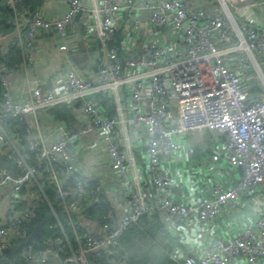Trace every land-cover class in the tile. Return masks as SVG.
<instances>
[{"label":"built area","instance_id":"2783aa9c","mask_svg":"<svg viewBox=\"0 0 264 264\" xmlns=\"http://www.w3.org/2000/svg\"><path fill=\"white\" fill-rule=\"evenodd\" d=\"M0 2L9 8L0 23V147L9 164L0 166V255L24 242L3 264H128V227L156 219L170 264H264V0H66L53 20ZM43 30L66 51L76 33L99 42L84 70L66 54L58 91L31 76ZM18 71L24 87L15 99ZM106 92L113 116L96 99ZM75 101L105 141L119 185L79 168L86 162L98 174L102 163L98 148L86 159L76 152L86 129L48 142L12 126ZM191 132L212 140L193 144ZM45 177L64 220L53 207L56 223L37 248L26 225L46 197ZM102 194L112 205L91 223L86 208Z\"/></svg>","mask_w":264,"mask_h":264},{"label":"crops","instance_id":"0c3cea01","mask_svg":"<svg viewBox=\"0 0 264 264\" xmlns=\"http://www.w3.org/2000/svg\"><path fill=\"white\" fill-rule=\"evenodd\" d=\"M66 10V0H42L40 7L36 9V11H39L45 18L52 20L63 16ZM98 44L99 42L93 39L84 41L81 35L76 33L74 40L72 41L73 47L70 49L71 51H66L55 31L43 30L36 41L37 65L31 76L33 79H40L45 90L58 91L63 81L62 78L66 54L70 53L78 67L84 70L86 68V60L89 58L91 47ZM97 69V67L93 68L95 71ZM84 73L88 74L86 71H84ZM15 77L16 83L13 86V96L15 99H18L20 97V91L24 87L22 72L18 71L15 74ZM105 95L111 99L108 92L97 94L96 99L98 104L102 107L103 112L109 115L110 111L108 107L101 103V101L104 100ZM27 128L30 130L29 136L31 138H39L40 136H43L48 139V142L63 138L65 131H68L71 128L78 130L86 129L87 131L84 135L74 143L76 152L81 158L86 159L91 147L98 148L102 155V163L100 164L101 167H99L98 171H95L98 174H94L91 171V168L87 166L86 162L79 164V168L86 176L95 177L99 183L115 186L119 185L118 178L113 175L110 168V155L105 145V141L96 128L85 122V119L81 115L79 101H75L71 105L61 104L42 109L36 116L28 115L25 120V128L22 135H26ZM3 152L4 150L0 147V160L2 161L4 160ZM5 202L4 191H0V206H2L5 211L4 216L0 212V221H5L7 207ZM154 226L153 222L151 223L148 220H143L142 227L138 226L136 228L137 236H135V238L139 236L142 230V251H138L134 248V242L137 239H134L133 242L125 240L127 253L132 260V264H142V258L144 255L150 256L152 260L157 261L156 264L170 263L163 249L164 235L160 233L162 231H158L152 242L148 241L145 237L143 230H147ZM127 235L129 236V234ZM127 235L126 238L128 237Z\"/></svg>","mask_w":264,"mask_h":264},{"label":"trees","instance_id":"16d2710c","mask_svg":"<svg viewBox=\"0 0 264 264\" xmlns=\"http://www.w3.org/2000/svg\"><path fill=\"white\" fill-rule=\"evenodd\" d=\"M41 2H42V0H17V5H18L19 9H21V10L27 9L31 12H34L37 8L40 7ZM0 8H1L0 9L1 10L0 11V23L5 26V20L9 17V8L7 5L3 4V2H0ZM17 61H19V59H15L12 62H17ZM105 97H104V100L101 101V103L108 107V109L110 111L109 115H113L115 113V110H114L115 106L108 96L105 95ZM12 126H14V128H16L17 132H19L22 135L23 130L25 128V121H20V120L12 121ZM26 153H28V155L30 157V160H29L30 163L36 164L34 153L31 152L30 150H28ZM40 183H41V186H42V188L46 194V197H42L39 204H37L36 207L32 209L31 220L26 225L29 233H31V235H32L34 233V230H35V227L37 226V224L39 222H42V228L40 230L36 231L35 236H34V242L33 243L35 244V246L37 248L42 247V240L46 236H49L51 234L53 228L49 224L56 223V217H55L53 210H52L53 207L57 210L58 216L62 220H64V214H63L62 210L60 209L59 203L57 200V192H56L51 180L49 178L45 177V178L41 179ZM36 188H38V187L36 186ZM53 196H55V198ZM25 201H26V199L22 200V203H21L22 206L25 203ZM111 205H112L111 199L109 197H107L106 195L102 194V197H101L99 202H97L93 205H90L86 208V215L88 217V221L93 223V221H96L99 218H101L102 215L105 214L106 210ZM142 223H143V221L140 224L134 223V224H131L130 226L134 225L135 228H137L138 226L142 227ZM153 223L155 225L154 227L148 228L147 230L146 229L143 230V232L145 233V237L147 238L148 241H151V242L154 239V236L157 235L158 231H162L160 233H162L164 236H167V234H168L165 226L163 225V223L159 219L154 220ZM127 231H128V229H127ZM141 233H142V230H141L140 234ZM123 243H124V252L128 256L126 244H125V238L123 239ZM167 248H168V245L164 244L163 249H164L166 256H167ZM6 260H8V257H4L3 254H1L0 255V264L5 263ZM131 261H132L131 258H129V256H128V264H132ZM156 263H157V261L152 260L150 258V256L144 255L142 258V264H156ZM167 264H170V263L167 262Z\"/></svg>","mask_w":264,"mask_h":264},{"label":"rangeland","instance_id":"374dc122","mask_svg":"<svg viewBox=\"0 0 264 264\" xmlns=\"http://www.w3.org/2000/svg\"><path fill=\"white\" fill-rule=\"evenodd\" d=\"M200 137L204 138V140H206V141H208V140L211 141L212 140V135H211L210 132H206L205 134H196L194 132H191L189 134L190 141L193 144H197L199 139H200ZM55 196H53V197L55 198ZM5 203L7 205V201ZM0 212L4 216L5 211H4L2 206H0ZM127 234H129V236ZM141 234H139V236L137 238H135V236H137V231H136L135 226L132 225V226H130L128 228V231L125 232V235H124L125 237L124 238H125L126 241H132V242L134 241V239H137L134 242V248L136 250H138V251H140V250L142 251V235ZM126 235L128 236L127 238H126ZM5 253H6V255L11 256V252L5 250Z\"/></svg>","mask_w":264,"mask_h":264},{"label":"water","instance_id":"95a60500","mask_svg":"<svg viewBox=\"0 0 264 264\" xmlns=\"http://www.w3.org/2000/svg\"><path fill=\"white\" fill-rule=\"evenodd\" d=\"M30 116H32V114H30ZM0 166H1V167H8L9 164H7V163H5L4 161L0 160ZM41 228H42V222H39V223L37 224V226L35 227L34 233L30 236V238H29L28 240L33 241V240H34V236H35L36 231L40 230ZM23 243H24V242L19 243V244L13 246V247L10 248V249H6V251L11 252V256H13V255L15 254V252L19 249V247H20ZM3 254L6 255L5 250L3 251Z\"/></svg>","mask_w":264,"mask_h":264}]
</instances>
